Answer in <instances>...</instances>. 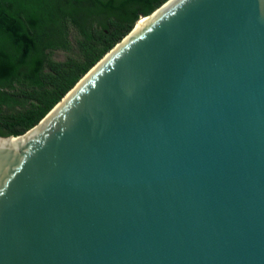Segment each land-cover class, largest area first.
<instances>
[{
    "label": "water",
    "instance_id": "1",
    "mask_svg": "<svg viewBox=\"0 0 264 264\" xmlns=\"http://www.w3.org/2000/svg\"><path fill=\"white\" fill-rule=\"evenodd\" d=\"M0 264H264V0H166L0 135Z\"/></svg>",
    "mask_w": 264,
    "mask_h": 264
},
{
    "label": "trees",
    "instance_id": "2",
    "mask_svg": "<svg viewBox=\"0 0 264 264\" xmlns=\"http://www.w3.org/2000/svg\"><path fill=\"white\" fill-rule=\"evenodd\" d=\"M165 1L0 0V135L37 124L141 14ZM58 50L70 55L57 60Z\"/></svg>",
    "mask_w": 264,
    "mask_h": 264
},
{
    "label": "rangeland",
    "instance_id": "3",
    "mask_svg": "<svg viewBox=\"0 0 264 264\" xmlns=\"http://www.w3.org/2000/svg\"><path fill=\"white\" fill-rule=\"evenodd\" d=\"M68 55H70L69 52L58 50L53 53V57L57 60H64Z\"/></svg>",
    "mask_w": 264,
    "mask_h": 264
},
{
    "label": "bare ground",
    "instance_id": "4",
    "mask_svg": "<svg viewBox=\"0 0 264 264\" xmlns=\"http://www.w3.org/2000/svg\"><path fill=\"white\" fill-rule=\"evenodd\" d=\"M144 19H145L144 17L143 18H140V20L138 21V23L140 24Z\"/></svg>",
    "mask_w": 264,
    "mask_h": 264
}]
</instances>
